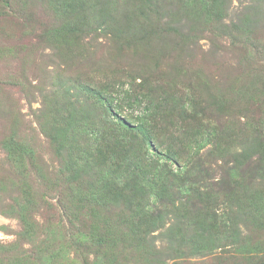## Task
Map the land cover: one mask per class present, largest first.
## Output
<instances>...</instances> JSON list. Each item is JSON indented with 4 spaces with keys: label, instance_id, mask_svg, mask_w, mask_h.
I'll list each match as a JSON object with an SVG mask.
<instances>
[{
    "label": "rangeland",
    "instance_id": "rangeland-1",
    "mask_svg": "<svg viewBox=\"0 0 264 264\" xmlns=\"http://www.w3.org/2000/svg\"><path fill=\"white\" fill-rule=\"evenodd\" d=\"M139 1L0 0V264H264V0H229L220 20L193 13L187 1L146 0L152 22L145 30L156 34L144 31V39L124 19ZM200 2L206 13L211 0ZM94 95L106 108L96 112ZM155 105L172 109L165 123ZM84 108L86 131L100 126L98 112L127 123L134 140H146L134 130L146 126L153 146L133 158L140 170L148 165L163 177L169 148L181 151L177 164H166L176 193L119 203L106 216L78 213L94 180L65 168L52 135ZM81 141L91 142L84 134ZM9 144L27 149L22 164L12 161ZM87 150L97 163L106 156L92 142ZM122 156L115 149L113 157ZM19 166L34 200L22 219L12 212L22 199ZM199 181L210 198L206 226L186 215L204 211ZM142 204L159 219L147 233ZM104 217L110 243L86 246L91 219ZM193 232L198 244L177 245L174 235Z\"/></svg>",
    "mask_w": 264,
    "mask_h": 264
},
{
    "label": "trees",
    "instance_id": "trees-1",
    "mask_svg": "<svg viewBox=\"0 0 264 264\" xmlns=\"http://www.w3.org/2000/svg\"><path fill=\"white\" fill-rule=\"evenodd\" d=\"M187 1L188 5L190 6V9L195 14H205L208 17L215 16L218 20L222 19L224 14L222 13V10L225 11L228 1L229 0H211L210 2V8L205 10L203 6L201 5L200 0H183ZM202 1V0H201ZM149 3L152 4V0H149ZM148 3V4H149ZM139 6V7H138ZM147 8L146 0H140L138 4L134 5V8L127 9V13L125 14L124 19L132 24V27L135 25L136 28L143 31V34L141 31H139L138 35L140 34V37L144 39L145 33L144 31L150 36L156 34L155 31L153 33H149V30H145L147 25H151L152 20H150L147 11H145ZM149 11H151L149 9ZM148 11V12H149ZM127 26V24H126ZM137 33V32H136ZM164 94L167 96L166 92ZM138 96L134 97V102L138 103L141 101L140 99H137ZM94 101L96 102V112L101 111L99 109H103V107L106 108L105 101H103V98L99 95L95 97L94 95ZM154 107L161 108V112L163 114V123H165V120L170 119L171 111L172 109L170 106L165 105H155ZM165 114V115H164ZM86 115V117H85ZM103 115H105L102 112H98L96 120L98 123H100V126H97L94 124L90 129L85 130V128L81 127V121L82 120H90L91 119V112L89 113L86 108L82 109L80 112L71 111V119H67V121L63 124V126H58L57 129L54 132V135H52V139L54 142L57 143V149L60 148L65 150L62 153H57L61 158H67L68 163L66 162L65 168L67 167L71 169L74 176L79 175L80 173L88 174V177L90 180H94V185L92 184L89 186V190H85V195L78 201V213L87 211V213H90L91 215H94L95 217L98 215H104L106 216L110 210L116 209L119 203H131V202H138L148 199L151 196H156L160 192H168L170 189H176L180 185L175 183V178L170 179L173 177L171 172L167 170L169 164H177L178 154L177 152L181 151H175L172 148H169V151L166 153L167 155L165 157V163L160 166L162 168V176L163 177H157L154 173H150L149 171H145V168L148 167V165H144L141 170L138 169V164L135 163L134 157L138 155L141 152V149L147 147L149 145L153 146L151 143V132L144 128L146 127L144 124H141L138 128L134 129L137 131V133L144 132L146 135L144 136L146 138L145 141L143 140H134L132 136H130V133L127 131L128 128H131L127 123H125L121 119H117L116 121L106 119V117L103 119ZM149 115V114H148ZM118 118V117H117ZM115 120V118H114ZM143 120H146V116L141 117L140 122L142 123ZM139 122V123H140ZM264 124V121H261ZM161 123V124H163ZM118 126V127H117ZM110 130V131H109ZM116 132H121V135H117ZM82 134L87 136V140L92 142V146L94 147H100L106 156H101L100 162H94L95 155L93 156L91 152H89L87 149L89 148V145H91V142L89 145H87V142L82 143ZM15 134H13V138H15ZM117 137L126 138L125 141L117 140ZM128 138L132 141H127ZM260 138V137H259ZM147 141V142H146ZM15 144H9L11 155L13 156L12 161L17 162L19 165L24 162V159L26 157H23L27 153V149L25 147L18 148V146L15 148L13 147ZM115 149L119 153H121L123 156V159H115L113 157V154H115ZM149 151V149H148ZM143 157V156H142ZM16 160V161H15ZM133 160V161H132ZM128 161L130 166L135 167V169H130L129 165L126 167V162ZM155 160L146 159L147 163H150L151 166L157 162H153ZM158 161V160H156ZM83 164H82V163ZM199 169V165H195L192 167V169ZM15 171L18 172V175L16 176V188L18 189V193L21 196V200L18 201V207L13 209V214H16L21 219L23 216L29 214L31 211V208L33 206V192L30 185H28V175L26 174L25 170L20 169V166L18 169H15ZM189 171V170H188ZM186 171V173L188 172ZM199 171H203V169H199ZM185 173V174H186ZM166 176V178L164 177ZM241 178H245L241 175ZM74 180V179H73ZM72 180V181H73ZM77 182V181H75ZM230 181L227 179L226 182H221L219 186L222 185H228ZM201 182L196 183V188L198 191V198L201 201L200 204H203L204 211L203 213L200 212L199 214L196 213L194 215V212L190 211L186 215L188 216V219L191 221L193 225H195V219L197 215L199 218L198 220H201L202 223L207 224V219L203 216L206 212V200H209V197H203L207 193H201ZM245 188V187H243ZM233 190L232 188L229 189ZM171 192V191H169ZM171 193H176L175 191H172ZM182 192L180 193L181 196ZM235 196H238L237 193L234 194ZM211 197V196H210ZM227 198L234 199L232 195H228ZM171 200V199H170ZM173 206V204H168ZM210 206V205H207ZM178 210V209H177ZM151 210L147 205H141L140 210V216L142 219H150L145 226L144 231L147 233V231L151 230L150 228L156 227L158 224V217L155 215L156 212L152 213ZM183 212V210H181ZM185 213V212H183ZM211 217L210 221L213 220V216L211 213H208ZM93 218L92 220V232L89 239H87L88 243L86 246L92 247L94 246L95 249L99 250L101 249V246H105L106 244L110 243L109 236L107 238V227L106 225L109 223L107 219L102 218ZM24 220V219H23ZM98 221V222H96ZM141 224L142 221L138 220ZM216 221V219H214ZM101 222V223H99ZM199 222V221H198ZM189 225V221L185 220V223L183 224V230L186 231ZM150 227V228H149ZM200 235L197 232H193L192 235L186 238L184 235H174V238H176L177 245L186 243L187 241H191V245L195 246L197 243ZM203 238V237H202ZM206 239H208L206 237ZM141 241H138V244L141 245L143 242L146 241L145 237L140 238ZM201 241V240H200ZM48 243L52 244L53 242L48 241ZM177 246V247H178ZM87 247V248H88ZM152 250V248H151ZM149 251V250H148ZM152 252V251H151ZM153 258L156 257V254H159L155 250L152 252ZM151 254V253H149Z\"/></svg>",
    "mask_w": 264,
    "mask_h": 264
}]
</instances>
